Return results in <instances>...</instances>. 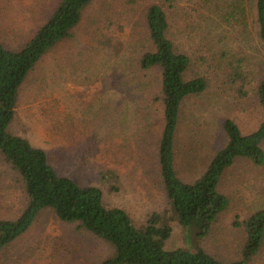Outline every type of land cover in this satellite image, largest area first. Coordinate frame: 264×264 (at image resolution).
<instances>
[{
	"label": "rangeland",
	"instance_id": "rangeland-1",
	"mask_svg": "<svg viewBox=\"0 0 264 264\" xmlns=\"http://www.w3.org/2000/svg\"><path fill=\"white\" fill-rule=\"evenodd\" d=\"M255 1L94 0L71 38L48 51L26 76L10 132L42 149L57 174L97 187L103 205L124 210L135 226L161 215L172 228L165 249L190 250V243L197 244L193 232L170 212L159 176V72L138 68L150 48L145 13L153 4L162 6L168 39L190 59L185 78L207 82L201 94L183 101L176 134L174 169L192 182L225 145L224 120L249 134L262 119L256 88L264 76V42L257 36ZM60 2L0 0L2 46L20 50ZM237 69L244 80L234 83L229 75ZM219 191L229 205L199 244L231 262L240 259L245 243L239 225L264 209V166L237 160L223 174ZM24 205L20 180L0 157V220L15 219ZM111 254L77 223L61 222L44 210L0 253V264H99ZM248 264H264V242Z\"/></svg>",
	"mask_w": 264,
	"mask_h": 264
},
{
	"label": "trees",
	"instance_id": "trees-1",
	"mask_svg": "<svg viewBox=\"0 0 264 264\" xmlns=\"http://www.w3.org/2000/svg\"><path fill=\"white\" fill-rule=\"evenodd\" d=\"M93 1L61 0L18 51L7 50L0 43V157L18 176L25 200L15 219L0 220V253L27 232L42 211L50 210L59 221L77 223L80 229L111 248L112 254L99 264H248L264 242V209L256 210L239 225L245 233L240 259L220 261L199 243L210 236L218 216L229 205L228 198L219 191L226 169L237 160L264 166V76L256 88V104L262 113L257 128L243 134L233 120H224L221 131L225 145L208 160L199 178L192 182L181 180L174 169L181 105L187 97L201 94L207 82L200 77L185 78L190 59L176 52L168 39V21L162 6L153 4L146 10L150 48L139 57L138 68L142 72H159V91L155 95L162 107L157 146L159 176L170 212L182 228L193 232L197 244L190 243V250L165 249L172 228L161 215L153 214L145 225L135 226L124 210L103 205L97 187H82L57 174L42 149L10 132L18 91L26 76L48 51L71 38L83 10ZM255 24L257 36L264 42V0L255 1ZM239 70L229 75L234 83L244 80ZM152 92L149 94L154 95Z\"/></svg>",
	"mask_w": 264,
	"mask_h": 264
}]
</instances>
